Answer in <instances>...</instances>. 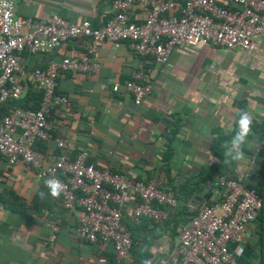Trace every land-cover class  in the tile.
<instances>
[{
  "label": "crops",
  "instance_id": "crops-1",
  "mask_svg": "<svg viewBox=\"0 0 264 264\" xmlns=\"http://www.w3.org/2000/svg\"><path fill=\"white\" fill-rule=\"evenodd\" d=\"M112 2L20 0L16 14L45 19L58 13L73 23L88 19L102 26L113 14ZM130 12L132 20H144L140 6ZM255 39L253 51L214 44L176 47L165 70L153 57L137 54L126 42L115 47L111 41H99L95 55L99 71L60 74L58 90L69 102L50 111L49 120L54 136L72 143V156L87 151L89 163L97 167H108L131 179L162 177L179 184L180 203L175 209L169 207L171 223L148 221L143 225L137 233L144 238L141 252L134 256L131 251L127 264H140L136 258L145 255L142 264H180L178 235L191 218V214L180 215L181 207L198 208L204 200L217 199L219 189L208 184L219 176L240 178L250 171L248 183L264 190V147L260 146L264 132V34ZM84 45L82 39H75L51 52H23L29 69L24 79L26 90L19 100L0 103V120L12 107L34 103L31 72L35 68H46L52 60L65 56H79ZM142 68L152 74L154 89L136 104L126 93L125 82ZM241 111L253 117L244 156L240 160L227 157L222 163L215 146L219 140L225 139L224 147L230 141ZM48 142L37 149L45 155L46 164L60 152L55 139ZM205 169L212 178L201 182L191 196L181 194L180 186L187 180L193 184L200 181ZM0 173V264H112L116 259L111 242H91L78 236L77 213L65 209L60 199L48 196L44 181L27 164L19 161L6 169L0 154ZM41 191L46 193L44 198ZM136 204H130L125 217L133 218ZM54 221L59 229L52 240L50 223ZM230 247L235 255L233 264H264L261 221L249 226L241 244L231 243Z\"/></svg>",
  "mask_w": 264,
  "mask_h": 264
},
{
  "label": "built area",
  "instance_id": "built-area-1",
  "mask_svg": "<svg viewBox=\"0 0 264 264\" xmlns=\"http://www.w3.org/2000/svg\"><path fill=\"white\" fill-rule=\"evenodd\" d=\"M18 1L0 0V103L19 100L26 90L24 79L29 69L23 52H51L75 39H82L85 49L79 56L52 60L46 68L31 72L42 92L40 106L12 107L0 120V154L5 167L10 169L22 161L40 180L59 179L65 185L59 199L65 209L77 213L78 236L91 242H111L117 261L128 260L134 241L124 222L125 210L137 203L132 209L136 221L143 217L166 220L169 207L180 203L179 184H170L162 177L131 179L125 173L97 167L89 163L87 151L72 156V143L55 137L48 119L52 108L69 102L58 90L60 74L99 71L97 42L105 40L115 47L128 43L137 54L153 57L164 70L176 47L214 44L253 51L255 38L264 34V0H224L234 8L224 6L223 0H113V14L102 26L88 19L73 23L58 13L45 19L17 16ZM137 5L145 12L141 22L130 17ZM125 89L140 104L154 89L152 74L144 68L134 71ZM53 139L60 152L56 160L46 164L45 155L35 145L39 140ZM260 146L264 147V132ZM252 163H256L255 158ZM250 175V171L240 178L221 175L208 184L219 189L217 199L204 200L198 208L188 205L191 218L178 235L180 264L234 263L231 243L243 242L263 206L257 188L247 181ZM2 178L0 173V181ZM50 225L51 239L55 240L59 225L56 221Z\"/></svg>",
  "mask_w": 264,
  "mask_h": 264
},
{
  "label": "trees",
  "instance_id": "trees-1",
  "mask_svg": "<svg viewBox=\"0 0 264 264\" xmlns=\"http://www.w3.org/2000/svg\"><path fill=\"white\" fill-rule=\"evenodd\" d=\"M222 4L226 7H229V8L235 7L232 4H230L224 0L222 1ZM41 97H42V92L35 85L34 96H33V102L34 103L30 104V102H27L26 104L24 103V105L22 104L20 106H23L25 108H38L40 106ZM57 107H59V106H57ZM54 108H56V107H54ZM54 108H52V110ZM48 119H49V115H48ZM224 141H225V139L219 140L215 146V152L220 157L222 163L227 162V156L225 155ZM47 143H49V142L39 140L36 142L35 148L38 149L39 146H41L43 144H47ZM219 170L222 171L221 169H219ZM212 176H213L212 173H209L208 170L205 169L202 172L201 177L199 178L200 181H197V183L193 184L189 180H187L184 184H182V187L180 186V189L182 192L181 194H184L185 197L191 196L192 194H194L195 190L201 184V182H203L204 180H207L209 178H212ZM44 186H45V184H44ZM257 191L263 200V206H262V209H261L257 219L261 221V228L264 230V190H262L261 188H258ZM178 197H179V195H178ZM156 206H162V205L156 203ZM175 208L176 207H174V209ZM170 210L171 209H169V211ZM179 213H180V215L187 214L188 216H190V214H191L188 211V208L186 206L181 207V210ZM133 218L132 217H124V222L128 225V227L132 231V237H133L134 243H133L131 251L134 254V256L141 252V250H140L141 246L144 244V242H143L144 238H142V236H140V235L137 236L138 231L142 229L143 225H145L148 221L154 223V225H164V224L168 225V223L169 224L171 223L170 222L171 219L169 216H168L167 220L155 219V218H150V217H143V218H141L140 223H137V224H136V222H134ZM165 222H167V223H165ZM145 259H146V255L142 258L141 257L136 258V261L138 260L140 262V264H142V263H144ZM123 263L127 264L126 261L117 262L115 257L112 259V264H123ZM134 264H138V263L135 262Z\"/></svg>",
  "mask_w": 264,
  "mask_h": 264
},
{
  "label": "clouds",
  "instance_id": "clouds-1",
  "mask_svg": "<svg viewBox=\"0 0 264 264\" xmlns=\"http://www.w3.org/2000/svg\"><path fill=\"white\" fill-rule=\"evenodd\" d=\"M253 117L249 112L241 111L237 121V130L234 135L225 145V155L232 160H240L244 156L243 146L248 143V137L252 133ZM45 187L48 192L47 195L59 199L60 195L65 189V185L55 178L47 179L44 181ZM41 198H44L46 193L41 191L39 193Z\"/></svg>",
  "mask_w": 264,
  "mask_h": 264
}]
</instances>
